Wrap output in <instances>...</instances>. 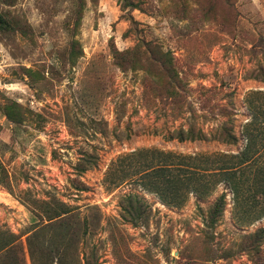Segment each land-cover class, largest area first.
Instances as JSON below:
<instances>
[{
  "label": "rangeland",
  "instance_id": "374dc122",
  "mask_svg": "<svg viewBox=\"0 0 264 264\" xmlns=\"http://www.w3.org/2000/svg\"><path fill=\"white\" fill-rule=\"evenodd\" d=\"M0 264H264V0H0Z\"/></svg>",
  "mask_w": 264,
  "mask_h": 264
}]
</instances>
